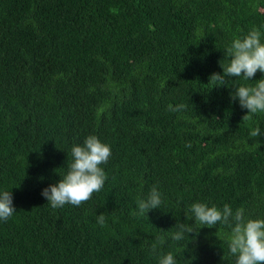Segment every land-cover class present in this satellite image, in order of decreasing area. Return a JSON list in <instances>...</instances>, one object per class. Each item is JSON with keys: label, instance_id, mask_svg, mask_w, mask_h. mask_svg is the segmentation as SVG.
<instances>
[{"label": "trees", "instance_id": "obj_1", "mask_svg": "<svg viewBox=\"0 0 264 264\" xmlns=\"http://www.w3.org/2000/svg\"><path fill=\"white\" fill-rule=\"evenodd\" d=\"M253 27L264 0H0V191L17 210L0 221V264H236L229 225L172 234L197 202L264 219V112L243 120L231 99L264 73L210 81ZM89 135L111 146L108 179L54 209L42 190ZM153 186L160 208L132 216Z\"/></svg>", "mask_w": 264, "mask_h": 264}, {"label": "clouds", "instance_id": "obj_2", "mask_svg": "<svg viewBox=\"0 0 264 264\" xmlns=\"http://www.w3.org/2000/svg\"><path fill=\"white\" fill-rule=\"evenodd\" d=\"M226 55L229 63L226 67L221 63L223 75L213 73L210 81L217 82L218 86L225 85L227 79L232 77L251 81L258 71L264 73V32L253 27L246 35L233 40L226 49ZM231 99L233 101L239 99L240 107L248 110L243 120L249 119L253 114L264 112V78L256 81L254 86H238L231 93ZM185 108L184 104L175 108L170 106V110L174 112ZM261 134V128L258 126L251 130L249 135L256 138ZM186 146L191 147V144ZM111 156L109 144L102 142L96 135H89L82 145L72 147V159L68 163L67 174L57 184L44 188L41 195L54 209L62 208L66 204L81 206L89 201L94 193L103 189L108 176L102 165L107 164ZM161 204L162 193L153 186L147 198L137 199V207L130 214L144 216L150 210L160 208ZM16 211L12 191H0V221L6 222ZM189 212L195 224L177 223L175 227L178 230L172 234L173 240L181 241L185 233L196 232V225L211 228L223 223L231 227L229 252L237 256L236 264H264V219H245L243 208L233 213L227 204L219 209L197 202L191 205ZM97 223L101 227L105 226L104 214L98 215ZM163 242V237L157 238V243L152 245L153 253L156 252L157 244ZM159 264H176L174 255L171 252L167 253L160 258Z\"/></svg>", "mask_w": 264, "mask_h": 264}]
</instances>
